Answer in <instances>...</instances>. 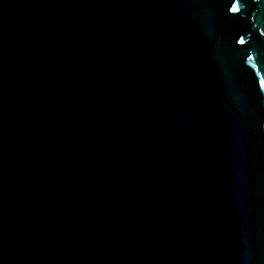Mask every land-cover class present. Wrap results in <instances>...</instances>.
<instances>
[{
    "label": "water",
    "instance_id": "1",
    "mask_svg": "<svg viewBox=\"0 0 264 264\" xmlns=\"http://www.w3.org/2000/svg\"><path fill=\"white\" fill-rule=\"evenodd\" d=\"M0 264H264V0H0Z\"/></svg>",
    "mask_w": 264,
    "mask_h": 264
},
{
    "label": "snow or ice",
    "instance_id": "2",
    "mask_svg": "<svg viewBox=\"0 0 264 264\" xmlns=\"http://www.w3.org/2000/svg\"><path fill=\"white\" fill-rule=\"evenodd\" d=\"M230 11H232V12H235V11H237V6H236V4H235V3H233V5H232V7H231ZM240 42L242 43L243 41H240Z\"/></svg>",
    "mask_w": 264,
    "mask_h": 264
}]
</instances>
